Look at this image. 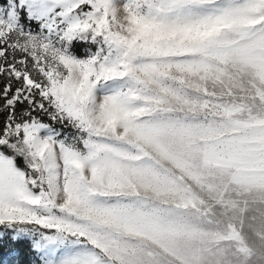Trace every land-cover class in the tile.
Here are the masks:
<instances>
[{"label":"snow or ice","instance_id":"obj_1","mask_svg":"<svg viewBox=\"0 0 264 264\" xmlns=\"http://www.w3.org/2000/svg\"><path fill=\"white\" fill-rule=\"evenodd\" d=\"M6 246L264 264V0L0 4Z\"/></svg>","mask_w":264,"mask_h":264},{"label":"trees","instance_id":"obj_2","mask_svg":"<svg viewBox=\"0 0 264 264\" xmlns=\"http://www.w3.org/2000/svg\"><path fill=\"white\" fill-rule=\"evenodd\" d=\"M3 3H6V0H0V4H3ZM27 245H28V242L24 241L20 245H17V247L21 248L22 250H26ZM18 259H22L23 261H27L28 256L24 255L22 258H18L16 256H11L7 246L4 249L0 250V264H4L5 260H8L9 264H17Z\"/></svg>","mask_w":264,"mask_h":264},{"label":"rangeland","instance_id":"obj_3","mask_svg":"<svg viewBox=\"0 0 264 264\" xmlns=\"http://www.w3.org/2000/svg\"><path fill=\"white\" fill-rule=\"evenodd\" d=\"M4 264H9V263H8V260H5V261H4Z\"/></svg>","mask_w":264,"mask_h":264}]
</instances>
